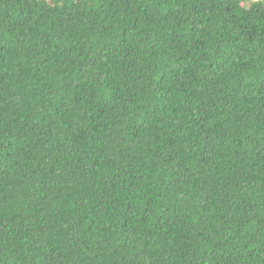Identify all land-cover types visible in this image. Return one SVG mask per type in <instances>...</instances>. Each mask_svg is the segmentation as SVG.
<instances>
[{
  "label": "trees",
  "instance_id": "obj_1",
  "mask_svg": "<svg viewBox=\"0 0 264 264\" xmlns=\"http://www.w3.org/2000/svg\"><path fill=\"white\" fill-rule=\"evenodd\" d=\"M0 264H264L262 0H0Z\"/></svg>",
  "mask_w": 264,
  "mask_h": 264
},
{
  "label": "water",
  "instance_id": "obj_2",
  "mask_svg": "<svg viewBox=\"0 0 264 264\" xmlns=\"http://www.w3.org/2000/svg\"><path fill=\"white\" fill-rule=\"evenodd\" d=\"M263 4H264V0H262Z\"/></svg>",
  "mask_w": 264,
  "mask_h": 264
}]
</instances>
